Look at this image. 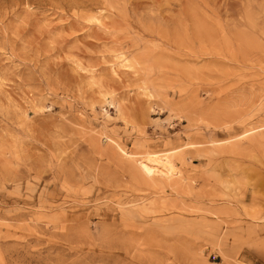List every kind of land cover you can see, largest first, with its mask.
<instances>
[{"label": "rangeland", "instance_id": "374dc122", "mask_svg": "<svg viewBox=\"0 0 264 264\" xmlns=\"http://www.w3.org/2000/svg\"><path fill=\"white\" fill-rule=\"evenodd\" d=\"M0 264H264V0H0Z\"/></svg>", "mask_w": 264, "mask_h": 264}, {"label": "bare ground", "instance_id": "6f19581e", "mask_svg": "<svg viewBox=\"0 0 264 264\" xmlns=\"http://www.w3.org/2000/svg\"><path fill=\"white\" fill-rule=\"evenodd\" d=\"M153 156H154V155H153ZM154 159L158 160L157 156H155Z\"/></svg>", "mask_w": 264, "mask_h": 264}]
</instances>
